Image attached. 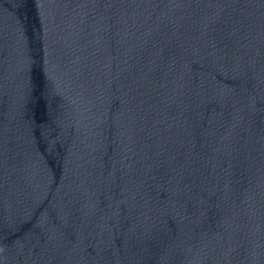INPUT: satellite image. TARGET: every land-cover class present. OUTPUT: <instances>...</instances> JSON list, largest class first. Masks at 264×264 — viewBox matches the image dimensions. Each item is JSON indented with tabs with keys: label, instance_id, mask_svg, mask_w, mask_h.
Wrapping results in <instances>:
<instances>
[{
	"label": "water",
	"instance_id": "obj_1",
	"mask_svg": "<svg viewBox=\"0 0 264 264\" xmlns=\"http://www.w3.org/2000/svg\"><path fill=\"white\" fill-rule=\"evenodd\" d=\"M0 264H264V0H0Z\"/></svg>",
	"mask_w": 264,
	"mask_h": 264
}]
</instances>
